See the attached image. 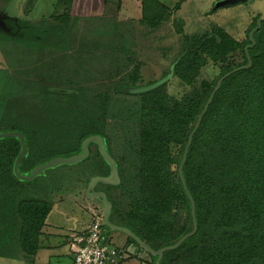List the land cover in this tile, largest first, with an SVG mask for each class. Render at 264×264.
Instances as JSON below:
<instances>
[{
  "label": "trees",
  "instance_id": "trees-1",
  "mask_svg": "<svg viewBox=\"0 0 264 264\" xmlns=\"http://www.w3.org/2000/svg\"><path fill=\"white\" fill-rule=\"evenodd\" d=\"M142 13L141 23L157 28L165 17L166 8L157 0H143ZM254 28L256 23L249 28L248 36ZM57 30L47 28L32 34L44 39L50 51L60 47L64 40ZM216 34L217 42L204 41L199 45L202 54L210 56L214 62L225 63L228 54L240 53L242 64L227 65L215 81L193 86L192 93L180 100L167 98L161 91L162 86L137 95L139 112L133 129L139 130V138L132 152L136 162L141 161L142 168L137 164L132 168V180L128 183L136 184L135 197L124 211L110 195V190L124 182L122 169L111 155L102 128L95 129L104 110L102 113L96 110L92 106L94 100L91 103L86 99L83 91L58 85L50 89L42 84L39 93L51 95L59 99V103L53 101L49 112L42 109L36 112L41 107L31 112L34 117L39 115L40 123L35 121L32 125L37 129L35 136L31 138L24 120L18 123L19 126L13 124L4 129L23 134L28 152L21 161L28 174L35 166L55 157L79 154L81 143L87 137H101L106 152L115 161L120 179L117 186H104L107 200L112 205L110 222L118 221L117 226L131 231L152 250H159L174 245L193 227L191 203L178 174L183 154L178 161L174 160L170 146L178 145L181 153L184 152L188 137L218 80L240 68L225 77L214 92L192 137L183 165V178L194 204L196 233L177 248L164 252L159 264H166V256L171 255L174 257L168 264H264V23L253 34V47H249L248 37L246 42L236 43L222 30L216 29ZM196 40V36L184 39L181 52L173 61L175 76L185 84H192L199 68L206 65V60L195 56ZM245 47H249L247 52L251 62L247 69L241 68L248 64ZM127 77V82L118 86L117 92L126 93L125 90L137 80L134 75ZM95 95L98 97V93ZM10 106L8 103L7 107ZM15 108L22 115L19 108ZM88 148L85 160L90 157L89 145ZM19 151L18 140L0 139V260H16L12 253L16 242L25 251V256H35L41 249V228L50 213L51 204L44 203L42 197H28L21 202L13 198L14 193L26 192L24 183L12 174ZM176 163L174 174L171 166ZM16 183H20L21 189L15 186ZM14 205L18 209L17 220L9 216L8 208ZM182 210L186 213L185 222L175 226ZM20 220L23 222L18 226ZM238 220L241 227L235 229ZM129 240L143 250L132 238ZM133 243L126 240L122 249ZM145 254L154 264L158 260Z\"/></svg>",
  "mask_w": 264,
  "mask_h": 264
},
{
  "label": "rangeland",
  "instance_id": "rangeland-1",
  "mask_svg": "<svg viewBox=\"0 0 264 264\" xmlns=\"http://www.w3.org/2000/svg\"><path fill=\"white\" fill-rule=\"evenodd\" d=\"M157 1L166 8V14L157 28H151L140 21L143 0H0V21L3 23L0 25V133L7 132L4 131L7 126H19L18 123L24 120L31 138L35 136L37 129L32 125L40 121L39 115L33 116L34 110L41 107L36 112L41 109L49 112L53 101L59 103V99L39 93L44 84L50 89L58 85L83 91L86 99L91 103L94 100L92 106L96 110L100 113L104 110L103 115L99 113L101 118L95 129L102 128L109 141L111 155L125 178L120 187L110 190L122 211L135 197L136 184L128 183L132 180V168L136 164L142 168V163L136 162L132 152L139 138V130L133 129L139 112V98L117 92V87L127 82L129 74L137 77L130 87L147 86L167 76L181 52L183 40L196 36L195 56L206 60V65L199 68L192 84H185L173 71L172 78L161 87L167 98L180 100L202 82L215 81L227 65L243 63L240 53L228 54L225 63L214 62L210 56L202 54L199 48L202 42H217L216 29H219L232 41L244 43L247 37L249 39V28L254 23L257 27V21L264 19V0H212V6H208L211 0ZM47 28L59 29L64 37L60 47L50 51L44 39L33 35ZM8 103L10 107H7ZM89 146L88 159L70 164L57 163L24 183V194H12L17 202L28 197H42L44 203L51 204L40 231V250L47 251L57 246L65 236L72 235L71 231L79 229V222L90 226L93 212H103L102 200L89 199L84 191L95 178H109L110 167L96 143ZM170 152L176 161L183 154L178 145H171ZM108 155L111 157L110 153ZM176 165L171 166L174 174ZM12 182L15 181L12 179ZM15 186L21 189L20 183ZM97 189L105 188L98 183ZM8 210L9 216L16 219L17 206H9ZM185 217V211H180L175 226L185 222ZM22 222L20 220L18 226ZM117 222L113 220L111 223L116 225ZM234 226L240 229V221H236ZM105 227V236L112 245L123 247L126 240L133 243L127 234ZM43 251L39 252V258L37 254L27 257L16 242L12 250L16 260H0V264H34L36 261L46 264L48 259ZM127 251L135 254L129 255L133 258L128 257L133 261L127 258L122 264H154L152 258L134 243ZM173 257L166 256L165 263L171 262ZM50 264L55 262L50 261Z\"/></svg>",
  "mask_w": 264,
  "mask_h": 264
},
{
  "label": "water",
  "instance_id": "water-1",
  "mask_svg": "<svg viewBox=\"0 0 264 264\" xmlns=\"http://www.w3.org/2000/svg\"><path fill=\"white\" fill-rule=\"evenodd\" d=\"M240 1H242V0H240ZM261 23H264V19H259L257 21V27L250 32L249 40L251 41V45L249 47H253L254 46L253 34L260 28ZM0 25L3 26V23L1 21H0ZM249 47H246L245 50H244L245 54H246V58L248 60V64H247V66H244V67H241V68L247 69V68L251 67V62H250V59H249V56H248V52H247ZM174 67H175V63L172 64V66L170 67L169 74L167 76L161 78L160 80L154 82L153 84H150V85H147V86H141V87H129V88H127L125 90V92L127 94H131V95L132 94L133 95H138V94H142V93H146V92L152 91V90L164 85L167 81H169L172 78ZM239 69L240 68L234 69L231 72H229L228 74H226L225 76H223L222 78H220L218 80L217 84H216L214 92L217 91V89L220 86L221 81L225 77L229 76L230 74L234 73L235 71H238ZM214 92L212 93V95H211L210 99L208 100L207 104L205 105L202 113L198 117V120H197L192 132L190 133V135L188 137V140H187L184 152H183L182 160H181V163H180V165L178 167L179 178L181 180L183 189H184V191H185V193H186V195L189 198L190 203H191V217H192V225H193L192 231L190 233L184 235L182 238H180L178 240V242H176L174 245L167 246V247L161 248L159 250H152L148 245H146L144 242H142L139 238H137L128 229L112 224L110 222V215H111V209H112L111 203L107 200V197H106V195L104 193H102V192H94V189H95V187H96V185L98 183L104 184V185H108V186H117L120 183V179L118 177V172H117V168H116L115 162L107 154L106 149L104 147L103 140H102L101 137H99V136L87 137L81 143V152L79 154L73 155V156L68 157V158L55 157V158L49 160L46 163H42V164H39V165L35 166L31 170L30 174L27 175V176H23V175H21L19 173L20 162H21L22 158H24L27 155V152H28L27 151V147H26V143H25V138H24L23 134H21L20 132H3V133H0V139L15 138V139H17L19 141L20 151H19V154L17 155V157H16V159L14 161L13 172H14V175L18 178V180L24 181V182L32 181L38 175V173L40 171H42L44 169H47V168H50V167L54 166L57 163L70 164V163H73L75 161H79V160L85 159L88 156V145L90 143H96L98 145L100 154L108 162V165L110 167V176L107 179L106 178H95L91 182L90 186L86 189L85 193H86L87 197L90 198V199L100 198L102 200L103 206H104V209H103V224H104V226H106L108 229H110L112 231H119V232H123V233L127 234L146 253H148L149 255H151L153 257H157L158 260L156 261V264H159V261L162 258V255H163L164 252L177 248L187 238L192 237L196 233V230H197L196 221H195L194 204H193L191 196H190V194L188 192V189L186 187V183L184 181L183 174H182V169H183V165L185 163V159H186V156H187L190 144H191L192 137L195 134V132H196L198 126H199V123L201 122V119H202L203 115L205 114V111H206V109H207V107H208V105H209V103H210V101H211V99H212V97L214 95Z\"/></svg>",
  "mask_w": 264,
  "mask_h": 264
},
{
  "label": "built area",
  "instance_id": "built-area-1",
  "mask_svg": "<svg viewBox=\"0 0 264 264\" xmlns=\"http://www.w3.org/2000/svg\"><path fill=\"white\" fill-rule=\"evenodd\" d=\"M93 221L88 228L68 238L73 264H121L125 250L107 241L103 229V212H93Z\"/></svg>",
  "mask_w": 264,
  "mask_h": 264
},
{
  "label": "crops",
  "instance_id": "crops-1",
  "mask_svg": "<svg viewBox=\"0 0 264 264\" xmlns=\"http://www.w3.org/2000/svg\"><path fill=\"white\" fill-rule=\"evenodd\" d=\"M214 1L215 0H213V2ZM213 2L211 0L210 4L208 6H212ZM87 210H90V209H87ZM89 213H90V211H89ZM87 225H86V223L84 224V222H79V227H78L79 229L71 231V232H73L72 234H77V233H81V232L85 231L88 228ZM66 232L68 233V231H66ZM54 235H59V234H54ZM70 235L71 234H69V236ZM69 236H65V239L60 244H57V246H53L51 249H49L47 251H43V250L39 251V252L43 251L46 253L45 255L48 259L46 264H50V261L55 262V264H73L72 263V253H71L70 248L68 246ZM129 247L130 246H126L125 248L127 249ZM126 249H124V250L126 251ZM39 252L37 253V258H39V256H38ZM130 253H132V252H128V251L126 252L125 257H124V261H127V258L129 257V255H135L134 253H132V254H130ZM129 258H133V257H129ZM129 258H128L129 261H133V260H130ZM34 264H38V262L36 261V263H34ZM124 264H126V262Z\"/></svg>",
  "mask_w": 264,
  "mask_h": 264
},
{
  "label": "flooded vegetation",
  "instance_id": "flooded-vegetation-1",
  "mask_svg": "<svg viewBox=\"0 0 264 264\" xmlns=\"http://www.w3.org/2000/svg\"><path fill=\"white\" fill-rule=\"evenodd\" d=\"M15 139V138H14ZM17 140V139H16ZM19 142V141H18ZM20 145V144H19ZM97 145V144H96ZM98 146V145H97ZM88 150H89V148H88ZM98 150H99V148H98ZM19 154V153H18ZM16 159V158H15ZM22 160H23V158H22ZM15 161V160H14ZM13 165H14V163H13ZM109 166V165H108ZM19 173L21 174V175H23V176H27V175H29L24 169H23V167H22V161L20 162V166H19ZM12 174H13V176L15 177V179L17 180V181H19V182H23V183H27V182H24V181H20V180H18V178L14 175V172H13V166H12ZM98 185V184H97ZM97 185H96V187H95V189H94V192H102V193H104L105 194V192H104V190H98L97 189ZM101 185H104V184H101ZM23 186H25V185H23ZM104 186H108V185H104ZM84 192H86V190L84 191ZM106 195V194H105ZM107 197V196H106ZM90 199V198H89ZM111 212H112V209H111ZM111 216V215H110Z\"/></svg>",
  "mask_w": 264,
  "mask_h": 264
},
{
  "label": "clouds",
  "instance_id": "clouds-1",
  "mask_svg": "<svg viewBox=\"0 0 264 264\" xmlns=\"http://www.w3.org/2000/svg\"><path fill=\"white\" fill-rule=\"evenodd\" d=\"M104 225V224H103Z\"/></svg>",
  "mask_w": 264,
  "mask_h": 264
}]
</instances>
